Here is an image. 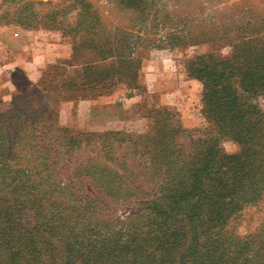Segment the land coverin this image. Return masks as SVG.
<instances>
[{
    "label": "rangeland",
    "instance_id": "rangeland-1",
    "mask_svg": "<svg viewBox=\"0 0 264 264\" xmlns=\"http://www.w3.org/2000/svg\"><path fill=\"white\" fill-rule=\"evenodd\" d=\"M19 32L59 33L68 42L38 61L34 82L23 71L0 91L6 185L14 176L15 186L23 185L21 171L31 170L37 191L34 207L21 212L23 228L49 223L80 240L90 236L100 255L125 250L132 260L141 253V264H264V131L255 144L263 168L256 181L232 190L225 219L147 214L164 184L160 143L173 140L190 153L208 132L204 78L225 75V63L245 50L264 53V0H0V33ZM158 61L163 71L151 90L142 67ZM123 94L141 103L139 121L82 129L78 104ZM258 102L264 118V95ZM222 147L229 157L243 149L226 136ZM143 239L163 245L162 252L148 245L139 251Z\"/></svg>",
    "mask_w": 264,
    "mask_h": 264
},
{
    "label": "trees",
    "instance_id": "trees-1",
    "mask_svg": "<svg viewBox=\"0 0 264 264\" xmlns=\"http://www.w3.org/2000/svg\"><path fill=\"white\" fill-rule=\"evenodd\" d=\"M203 81L205 115L210 127L195 141L190 153L182 146L176 149L173 140L160 143L157 159L166 168L164 184L161 196L149 205L147 213L155 219L182 213L190 222L201 215L208 216L210 221H221L225 219V207L234 202L236 194L232 190L245 181H256L263 168L258 162L260 151L255 144L264 131L258 102L264 95V53L245 50L230 66L225 63V75L211 74ZM225 136L239 142L243 149L234 156L226 155L222 147ZM15 172L18 171L13 169L12 173ZM21 173L28 180L20 184L23 189L15 186L17 176L6 185L9 179L6 174L10 172L0 164L3 181L0 183V195L3 194L0 198V264H141L136 262L141 253L132 260L125 250H111L106 256L100 255L92 247L95 240L90 236L80 240L68 231L59 233L49 223L43 224L41 229L39 226L34 230L23 228L21 212L26 210L25 207H34V192L37 191L30 187L32 171ZM262 181L264 178L261 177L258 183ZM256 190L255 187L253 191ZM23 197L26 200L23 201ZM178 233L175 231L170 237L174 246L179 242ZM143 241L145 245L137 242L139 251H144L143 247L148 245L153 253L162 252L163 245L156 243V247L151 241ZM81 249L87 250V254ZM159 255L157 257L162 258ZM148 264H155V259Z\"/></svg>",
    "mask_w": 264,
    "mask_h": 264
},
{
    "label": "crops",
    "instance_id": "crops-1",
    "mask_svg": "<svg viewBox=\"0 0 264 264\" xmlns=\"http://www.w3.org/2000/svg\"><path fill=\"white\" fill-rule=\"evenodd\" d=\"M64 47L68 49V42L59 33H0V91L9 86L13 74L20 77L23 71L28 75L25 73V77L34 82L38 75L33 70L38 61H48L55 51L62 52ZM162 67L163 64L159 61L143 64L141 78L149 89L159 87L158 75L162 74ZM142 109L141 103L132 100L130 95L123 94L119 97H100L91 104L81 102L76 112L83 130L103 131L131 127L140 120Z\"/></svg>",
    "mask_w": 264,
    "mask_h": 264
}]
</instances>
